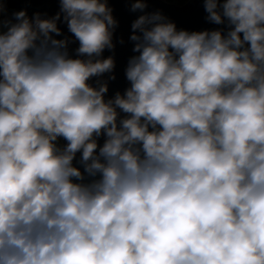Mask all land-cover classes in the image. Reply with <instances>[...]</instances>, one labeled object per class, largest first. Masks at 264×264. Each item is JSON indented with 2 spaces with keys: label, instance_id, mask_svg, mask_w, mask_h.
I'll return each instance as SVG.
<instances>
[{
  "label": "clouds",
  "instance_id": "obj_1",
  "mask_svg": "<svg viewBox=\"0 0 264 264\" xmlns=\"http://www.w3.org/2000/svg\"><path fill=\"white\" fill-rule=\"evenodd\" d=\"M12 2L32 0H0V264H264V0H201L217 27L193 31L124 0L111 97L109 0Z\"/></svg>",
  "mask_w": 264,
  "mask_h": 264
},
{
  "label": "water",
  "instance_id": "obj_2",
  "mask_svg": "<svg viewBox=\"0 0 264 264\" xmlns=\"http://www.w3.org/2000/svg\"><path fill=\"white\" fill-rule=\"evenodd\" d=\"M109 6L113 9L114 17L119 21V26L114 35V42L116 43L115 51L114 53L107 50L104 52L105 57L114 55L116 62L114 70L116 80L109 82L108 96L111 97L116 91L123 92L124 88L127 87V81L124 78V68L126 67L128 58L133 55L132 43L128 39L131 32L130 25L140 13H131L129 11L130 4L125 3L124 0H109ZM7 8L9 14L12 11L27 8L29 17L37 11L42 14L46 13L47 17H51L59 10V5L55 0H32L31 3L12 2L7 5ZM155 10H161L164 15L177 24L178 28L193 31L217 27L206 22V13L201 0H190V2H186L183 5L164 2V0H150L147 11L152 12ZM60 27L63 29L65 35H70L67 32L66 25L60 24ZM121 37L125 41L123 45L118 43ZM70 47L75 48L76 45L73 44ZM61 142L63 143V141Z\"/></svg>",
  "mask_w": 264,
  "mask_h": 264
},
{
  "label": "trees",
  "instance_id": "obj_3",
  "mask_svg": "<svg viewBox=\"0 0 264 264\" xmlns=\"http://www.w3.org/2000/svg\"><path fill=\"white\" fill-rule=\"evenodd\" d=\"M170 3H174L176 5H183L186 2H184V0H170ZM62 143V142H61Z\"/></svg>",
  "mask_w": 264,
  "mask_h": 264
}]
</instances>
